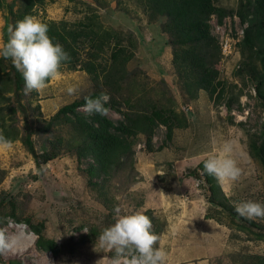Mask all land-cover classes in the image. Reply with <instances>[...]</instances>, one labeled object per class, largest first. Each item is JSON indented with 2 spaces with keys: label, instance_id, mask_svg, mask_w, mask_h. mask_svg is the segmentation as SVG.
I'll use <instances>...</instances> for the list:
<instances>
[{
  "label": "rangeland",
  "instance_id": "374dc122",
  "mask_svg": "<svg viewBox=\"0 0 264 264\" xmlns=\"http://www.w3.org/2000/svg\"><path fill=\"white\" fill-rule=\"evenodd\" d=\"M29 2L0 0V41L6 16L10 25L28 14L43 22L70 23L96 16L103 26L122 33L123 44H128L127 36L133 39L132 54L122 80L111 76L107 84L101 75L93 78L83 69L62 66L59 78L49 80L42 92L28 95L23 77L19 84L14 81L12 61L0 57V132L13 142L11 149L0 150V229L9 238L19 237L12 249L0 253L2 260L109 264L112 256L100 247L98 237L113 223L119 206L148 214L167 252L166 264H264V238L240 229L239 218L208 202L196 169L209 153L231 141L242 174L221 186L227 202L264 203V166L248 148L250 136L258 141L263 131L264 100L256 88L261 74L257 49L264 46V0H215L229 10L221 24L215 15L210 17V33L218 47L210 41L203 51L206 61L203 55L185 57L190 62L182 67L175 62L182 61L175 55L181 51L179 45H173L163 30L165 17L149 19L133 0ZM240 10L244 21L237 14ZM245 29L252 46L242 42L236 47ZM226 35L230 53L224 55L218 48L220 37ZM200 62L218 72L212 96L192 86L200 75ZM68 87H75L76 93L69 95ZM96 91L109 96L106 116L115 123L124 120L127 111L135 119L164 108L177 114L173 122L178 126L170 137L165 125L154 126L150 148L140 136L132 153L121 158L116 169L104 172L88 151L91 123L84 106L74 114H57L63 105ZM219 91L221 97L214 98ZM24 121L32 130L34 154L23 140ZM25 219L43 224L42 237L56 241L57 255L36 245L38 237ZM254 221L264 226V220Z\"/></svg>",
  "mask_w": 264,
  "mask_h": 264
},
{
  "label": "trees",
  "instance_id": "16d2710c",
  "mask_svg": "<svg viewBox=\"0 0 264 264\" xmlns=\"http://www.w3.org/2000/svg\"><path fill=\"white\" fill-rule=\"evenodd\" d=\"M39 0H30L29 5L32 6ZM137 5L141 6L147 12L149 19H155L164 16L166 21L163 25V30L170 37L173 45H179L180 50H176L175 55L182 61L175 60L176 67H182L190 61L185 57L195 58L196 56H204V46L210 41L216 44V38L210 33V17L215 15L218 23H222V19L229 14V10L215 3V0H133ZM242 21L246 20L244 13L238 11ZM49 27V36L53 42H58L69 54L70 59L62 64L66 69H83L91 77L102 76L107 84L111 76H115L116 81L122 80L127 73V62L132 54L131 42L127 36L128 44L122 42V33L115 28L105 27L100 23L96 16L89 18L87 21L80 20L75 23H70L65 20H49L45 22ZM260 22L257 24L259 26ZM10 26L9 18L5 17L3 27V41L8 39L7 28ZM256 27V26H254ZM264 29V20L261 23ZM257 31V30H254ZM237 41L236 47L242 46V42L251 48L252 42L249 37V30L245 29L243 40ZM128 45L129 48H128ZM177 45V46H178ZM185 45V46H184ZM179 51V54H178ZM220 53V47L218 48ZM258 62H260V84L256 88L258 95L264 100V46L257 49ZM189 55H188V54ZM191 56V57H190ZM178 59V58H177ZM11 61V59H6ZM207 60V59H206ZM205 60V61H206ZM186 61V62H185ZM244 64V63H243ZM14 71V81L19 84L22 79V74L12 64ZM200 75L195 77L194 88H202L212 96L216 90V82L214 78L217 75V70L209 68L210 65L205 62L199 63ZM240 67L242 64H240ZM263 85V86H261ZM100 94L96 91L88 96L96 97ZM221 92H216L214 98L219 99ZM85 96V97H88ZM85 97L65 104L59 108L57 114L67 115L76 113L79 107L85 105ZM108 102L105 107L108 108ZM124 120L115 123L106 115L93 113L89 116V146L93 162L97 165L96 168L102 169L104 172L117 168L120 159L132 153L133 147L140 136H144V141L147 147L150 148V139L152 129L158 124H163L166 127L167 136L170 137L173 133V128L178 126L173 120L179 119L173 111L160 108L137 115L135 119L129 118V111L123 113ZM78 118V117H76ZM83 119V118H80ZM84 120V119H83ZM263 131L260 133L259 140L253 139L250 136L248 148L250 153L258 158L264 166V119L262 122ZM23 140L28 150L34 154L32 142V130L27 121L23 123ZM36 167H39V162H36ZM92 172H95V167H91ZM196 169L200 171V177L205 183L206 198L212 205L219 207L225 211L228 216L234 219H240L239 228L255 233L257 238H264V226L239 216L232 204L227 202V197L222 191L221 185L212 176L203 172V159L198 163ZM148 216V214H145ZM149 217V216H148ZM28 225L29 230L37 235L36 245L45 251L51 252L53 255L58 254V245L53 239H45L42 237L43 224H32L28 219L23 220ZM152 221V219H151ZM113 253L109 252V256ZM259 259V256H253ZM2 264H23L19 260L8 259L2 260Z\"/></svg>",
  "mask_w": 264,
  "mask_h": 264
},
{
  "label": "clouds",
  "instance_id": "9594fccd",
  "mask_svg": "<svg viewBox=\"0 0 264 264\" xmlns=\"http://www.w3.org/2000/svg\"><path fill=\"white\" fill-rule=\"evenodd\" d=\"M49 27L40 18L25 15L7 28L8 39L0 41V57L11 59L14 67L21 72L24 80V94L42 92L49 80L60 76L62 64L70 59L69 54L58 42L54 43L48 34ZM77 89L68 87L69 95ZM107 94L85 97L84 111L106 115ZM13 147V142L0 132V150ZM233 144L225 141L219 152L209 153L203 159V172L212 176L223 186L239 180L242 174L236 159L233 158ZM236 213L248 220H264V203L245 200L235 203ZM113 223L104 227L98 241L100 247L113 255L109 264H166L167 252L161 237L152 230V221L141 211H122L114 209ZM19 237L9 238L0 229V253L12 249ZM99 264V261L97 262Z\"/></svg>",
  "mask_w": 264,
  "mask_h": 264
},
{
  "label": "built area",
  "instance_id": "2783aa9c",
  "mask_svg": "<svg viewBox=\"0 0 264 264\" xmlns=\"http://www.w3.org/2000/svg\"><path fill=\"white\" fill-rule=\"evenodd\" d=\"M220 39H221L220 40V49H221V52L224 55L229 54L230 53V42H231V40H229V38H228L227 35L225 37L221 36Z\"/></svg>",
  "mask_w": 264,
  "mask_h": 264
}]
</instances>
